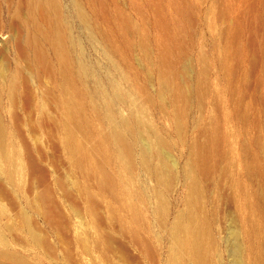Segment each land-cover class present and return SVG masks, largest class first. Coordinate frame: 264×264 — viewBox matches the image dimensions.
<instances>
[{"label":"rangeland","instance_id":"374dc122","mask_svg":"<svg viewBox=\"0 0 264 264\" xmlns=\"http://www.w3.org/2000/svg\"><path fill=\"white\" fill-rule=\"evenodd\" d=\"M57 4L66 61L42 32L54 20L48 12L0 0L4 247L31 264H171L172 226L188 211V165L194 146L206 144L193 210L206 223L212 263L231 264L237 230L245 264H264V0ZM71 94L78 118L66 112ZM108 101L114 120L141 119L166 141L174 171L165 184L140 159L148 136L132 138V163L120 167L106 136ZM75 146L85 150L82 164ZM102 173L112 185L100 184ZM178 260L195 264L186 251Z\"/></svg>","mask_w":264,"mask_h":264},{"label":"bare ground","instance_id":"6f19581e","mask_svg":"<svg viewBox=\"0 0 264 264\" xmlns=\"http://www.w3.org/2000/svg\"><path fill=\"white\" fill-rule=\"evenodd\" d=\"M31 2L35 3L36 7H38L39 9L48 12L52 16V19H54L51 26H49V28L46 30H42V32L45 37L47 36L48 38L51 39V45L57 50L61 59L66 61L67 58L66 40L61 31V22L59 21L60 12H59V6L57 4V0H31ZM37 53H39L38 57L43 62L44 55L41 52H37ZM160 72H161L160 88L162 90L170 89L171 87V81L169 76L170 67L164 60H162L160 63ZM176 96L180 97L178 91H176ZM104 111L109 121L108 122L109 129L108 132L106 133V136L110 139L112 143L113 155L118 160L120 167L126 170L130 167L132 163L133 155H134L132 148L133 139L135 138L137 139V137L138 136L141 137V135L145 137L148 136L150 137V139L146 140L145 143L143 145L141 144L140 146L141 147L139 150L141 157L140 159L142 160L144 165L148 166L149 169L151 168L154 171L158 182L161 184H165L167 180L170 178V176H172L171 173L173 167L170 161L167 159V157L164 156L163 154L164 153L163 150L166 147L165 146L166 141L163 139V137L156 134V131L151 127L150 124H148L149 125L148 126L146 125L147 123L145 122L142 123V121H140L141 119L139 120L138 118H136V120H134L128 117L125 118L122 117V119H120L119 117V120H114L115 117L114 111L112 110L110 101H108L104 106ZM66 112L70 118H78L80 115V103L73 94H71L70 97L68 98L66 105ZM115 118L117 119V117ZM205 145L206 144L194 146L193 159L191 163L188 165L190 168L189 173H191L190 174L191 191L188 198V211L185 217L184 216L178 217L172 226V230H171L172 255L170 262L171 264H179L178 257L181 253L185 251L187 252L189 257L193 260L195 264H213L212 263L213 260L211 258L212 255L211 243L209 240L206 223L203 217L197 214L193 210V204L200 200V189L198 186L199 178L197 177L196 170L206 160L207 149L205 148L206 147ZM0 151L4 156V158L6 159V156L2 150L1 139H0ZM74 153L76 156V161L78 163L82 164L83 162H85L86 153L81 146H75ZM153 161H154V165L152 166ZM112 180L113 177L107 173H102L99 176V182L103 186L112 185ZM44 198H45L44 195H41L39 199L41 202H43ZM159 208L161 210L164 208L163 198H160L159 200ZM131 214H132V221H135L138 215L137 210L132 208ZM22 218H23L22 220H24V224L28 223L26 226L28 227V225L30 224L29 218L26 215L23 216ZM29 227L32 226L30 225ZM34 230H29V231L31 233L34 232ZM236 231L237 230L233 232V242L231 247L233 258L231 264H245L243 260L241 246L239 240L237 239L238 231L237 232ZM0 244H1L0 264H31L29 260L24 256L4 247V243L2 241H0Z\"/></svg>","mask_w":264,"mask_h":264}]
</instances>
